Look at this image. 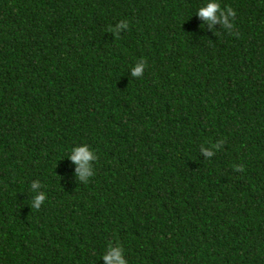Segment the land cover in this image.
Returning <instances> with one entry per match:
<instances>
[{"label": "trees", "instance_id": "1", "mask_svg": "<svg viewBox=\"0 0 264 264\" xmlns=\"http://www.w3.org/2000/svg\"><path fill=\"white\" fill-rule=\"evenodd\" d=\"M206 2L0 0V264H264V0Z\"/></svg>", "mask_w": 264, "mask_h": 264}, {"label": "clouds", "instance_id": "2", "mask_svg": "<svg viewBox=\"0 0 264 264\" xmlns=\"http://www.w3.org/2000/svg\"><path fill=\"white\" fill-rule=\"evenodd\" d=\"M196 14L202 18L208 27L215 28L219 23L225 29L231 30L233 27V19L236 15L232 8L226 10L221 8L219 0H207L204 6L197 9ZM127 22L122 21L116 26V30L126 29ZM146 64L143 60L137 62L130 70L131 76L140 77L143 75ZM205 156H212L213 152L207 148L202 149ZM68 158L76 166L75 173L79 181L87 183L88 180L94 176L95 170L93 161L97 159L94 149L88 144H76L68 153ZM31 189L35 196L31 202V207L39 209L46 199V193L41 191V184L39 180L31 183ZM101 259L105 264H128L125 258V250L120 245H108L106 251L103 253Z\"/></svg>", "mask_w": 264, "mask_h": 264}]
</instances>
